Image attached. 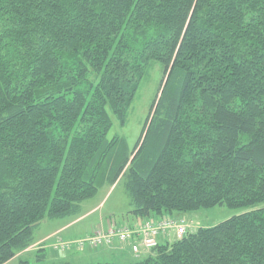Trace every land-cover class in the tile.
I'll use <instances>...</instances> for the list:
<instances>
[{
	"label": "trees",
	"instance_id": "1",
	"mask_svg": "<svg viewBox=\"0 0 264 264\" xmlns=\"http://www.w3.org/2000/svg\"><path fill=\"white\" fill-rule=\"evenodd\" d=\"M121 177L135 215L245 209L131 264H264V0H0V264Z\"/></svg>",
	"mask_w": 264,
	"mask_h": 264
},
{
	"label": "rangeland",
	"instance_id": "2",
	"mask_svg": "<svg viewBox=\"0 0 264 264\" xmlns=\"http://www.w3.org/2000/svg\"><path fill=\"white\" fill-rule=\"evenodd\" d=\"M137 47V46H136ZM148 77L143 81L138 95L136 96L131 108L128 110L127 122L124 126H121L120 122L114 117V122L112 128L109 132V137L119 136L124 137L127 145L132 150L134 149L138 139H141L144 132V126L147 122L148 116H153L152 106L154 101H158L161 95V90L164 86L167 76H165V81L162 83L163 71L160 64L155 63L149 71ZM155 101V102H156ZM146 131V130H145ZM145 135V134H144ZM143 135V137H144ZM143 139V138H142ZM133 158V157H132ZM128 167V166H127ZM127 167L125 170H127ZM124 170V171H125ZM82 213L91 211L87 218H83L80 222L74 226L78 228L89 227L93 225L94 222H99L100 218L103 217L107 219L108 216L114 214L111 217H115L118 223H123L129 225L130 220L127 215L132 210L131 196L126 187L125 177H121L112 187L110 185H105L101 187L97 194L93 197L85 200L82 205ZM244 208H232L227 206H214L209 208H200L197 210H190L184 213H180L184 218L188 228L187 232L196 231L200 227H210L214 226L234 215L243 213ZM178 213H174L173 216L176 217ZM69 216L66 218L59 219H47L44 220L40 226L37 228V234H45L55 226L60 223L67 222L73 218ZM171 219L172 216H167ZM110 218V217H109ZM69 219V220H68ZM95 222V223H96ZM143 223V222H142ZM137 225V224H136ZM119 226V225H118ZM91 249V247H85L81 251ZM95 249V248H94ZM100 249V248H99ZM70 250H77V248H72ZM65 250V251H70ZM61 251V250H60ZM66 253V252H63ZM25 256L24 259H29L32 264L35 263L36 256ZM11 260V259H10ZM9 260V261H10ZM20 259H15L8 262L7 264H19ZM5 264V263H4ZM116 264H124L121 261H117Z\"/></svg>",
	"mask_w": 264,
	"mask_h": 264
},
{
	"label": "crops",
	"instance_id": "3",
	"mask_svg": "<svg viewBox=\"0 0 264 264\" xmlns=\"http://www.w3.org/2000/svg\"><path fill=\"white\" fill-rule=\"evenodd\" d=\"M89 212L91 211L89 210L87 212L82 213V207H81V212L77 216L70 217L73 219L71 220L68 219L69 221L64 222L62 224L60 223L59 225L55 226L45 234H40V235L37 234L36 233L38 230L37 229L34 234L35 237L34 243L31 244L25 250L17 253V255L13 257L10 261H13L15 259H20V260L22 259V260H28L30 264H32L29 259H24L23 257L32 256L31 255L32 253L34 254L35 257L39 250H43V252L47 255V261H69L72 264H87L93 262H113L116 264L117 261H121L124 264H131L137 259H139V257H141L142 255H146L148 253L146 250H144L143 254L138 256L132 252L129 245L127 244L121 245L118 241H115L112 246H105V247H101L100 249L99 248L94 249L91 247V249L81 251L82 249L70 250L72 249L70 248L69 249L70 251H65V250L60 251L58 244L61 241L63 242L75 241L87 235H94L98 231H107L113 225H119V226L125 225L123 223H118L115 217H111L114 214H111V216H108L107 219L101 217L99 222L95 221L96 223L94 222V224L91 226L89 225V227H85V228L74 227L80 222V220H82L83 218H87ZM167 216H172V218L182 217V215L180 214L177 215L176 217H174L173 214H164L163 216H159L156 214L139 216L129 212L127 218H129L128 220L132 222L129 224V226H134L146 220L157 221ZM176 237H177L176 231L174 229H171L168 233L164 235H160L158 239H159V243L162 244V243L172 242L176 240ZM5 264H7V262Z\"/></svg>",
	"mask_w": 264,
	"mask_h": 264
},
{
	"label": "built area",
	"instance_id": "4",
	"mask_svg": "<svg viewBox=\"0 0 264 264\" xmlns=\"http://www.w3.org/2000/svg\"><path fill=\"white\" fill-rule=\"evenodd\" d=\"M188 225L184 219H171L164 217L160 220H146L134 226L113 225L107 231H98L94 235H87L81 239L70 242H59L60 250L70 248L83 249L87 245L92 248L112 246L115 241L121 245H129L132 252L138 256L143 251H151L159 245V236L168 233L171 229L176 231L178 238L186 234Z\"/></svg>",
	"mask_w": 264,
	"mask_h": 264
}]
</instances>
